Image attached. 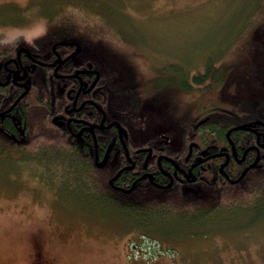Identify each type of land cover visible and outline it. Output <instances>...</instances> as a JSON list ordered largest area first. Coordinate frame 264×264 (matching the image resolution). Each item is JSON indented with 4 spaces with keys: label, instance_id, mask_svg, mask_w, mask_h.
Returning a JSON list of instances; mask_svg holds the SVG:
<instances>
[{
    "label": "rangeland",
    "instance_id": "obj_1",
    "mask_svg": "<svg viewBox=\"0 0 264 264\" xmlns=\"http://www.w3.org/2000/svg\"><path fill=\"white\" fill-rule=\"evenodd\" d=\"M96 18V32L104 36L100 47L90 49L96 57L120 47L138 49L144 65L156 70L176 63L192 75L210 59L240 54L249 62L251 42L264 44V0H0V41L24 38L30 45L54 25L84 40L90 33L79 26ZM158 101L144 113L158 118L156 130L174 129L179 143V126L170 128L175 118ZM4 157L0 264H264V218H223L208 224L205 234L180 240L138 238L125 219L77 196L56 175L55 181L46 177L41 165Z\"/></svg>",
    "mask_w": 264,
    "mask_h": 264
},
{
    "label": "trees",
    "instance_id": "obj_2",
    "mask_svg": "<svg viewBox=\"0 0 264 264\" xmlns=\"http://www.w3.org/2000/svg\"><path fill=\"white\" fill-rule=\"evenodd\" d=\"M79 27V31L90 33L84 38L85 45L89 48L102 45L104 36L96 32L101 28L97 18L92 25ZM62 29V34H68V28ZM95 34H98L97 38H94ZM247 51L249 62L242 60V54L233 59H210L204 69L192 75L176 63L166 65V70L161 66L158 70L155 65L148 67L139 54L127 58L125 52L128 49L125 47L111 52L106 50L113 58L111 64L105 63L103 54L98 55L97 66L113 74V95L118 103L115 107H120L121 111H114L112 115L123 123L129 151L136 161L134 168H127L119 176L117 184L120 187H130L143 172L142 154L138 155L136 150L152 146L146 136L153 128L143 127L139 117L144 98L156 96L168 106L171 118H175L170 128L179 126L177 128L182 135L177 143L181 159L189 152L193 140L198 142L199 147L217 150L227 142V131L232 126L251 125L257 129L264 126V44L253 40ZM53 78L51 74L48 76L49 93L53 91ZM183 95L185 98L181 99ZM170 99L171 104H167ZM49 126L45 142L36 143L37 148L33 151H28L25 145L17 150V154H22L16 158L41 165L46 177L51 176L55 181L52 175H56L60 182L68 183L77 196L95 203L107 214L121 217L123 222L125 219L131 228H135L138 238L148 235L159 241H162L160 238L180 240L205 234L208 224L220 222L223 218H247L249 222L264 218V165L251 170L237 184H231L222 177L219 165L215 163L214 170L207 173L206 179L197 182L175 180L171 187L158 188L145 178L127 193L109 183V179L128 164L116 129H112L109 161L100 167L94 163L91 138L76 143L65 132L53 134L50 122ZM251 135L246 130L232 132L238 145L244 144ZM107 145L108 141L99 140L101 149ZM252 155L254 157L255 154ZM233 165L237 163L228 165L226 170L232 177H237L238 170L230 169ZM57 169L60 173L53 171ZM147 170L154 181L169 183V178L160 171L156 162H151Z\"/></svg>",
    "mask_w": 264,
    "mask_h": 264
},
{
    "label": "flooded vegetation",
    "instance_id": "obj_3",
    "mask_svg": "<svg viewBox=\"0 0 264 264\" xmlns=\"http://www.w3.org/2000/svg\"><path fill=\"white\" fill-rule=\"evenodd\" d=\"M108 9L110 10L109 7ZM62 28L66 29L63 25L50 27L30 45L26 44L24 38L10 42L0 41V156H19L22 153L18 155L17 150L24 148L25 145L28 151L36 149V143L48 139L50 122L53 126L51 130L53 134L65 132L69 134L68 138L71 137L76 143L91 138L94 145V163L100 167H104L109 161L112 129H116L125 154L127 147L131 157L130 160L126 154L128 164L121 169L131 164L133 167L127 168H134L136 161L129 151L124 130L126 147L119 135V124L124 128L123 123L112 115L114 111H121L120 107H115L118 103L113 95V74L102 71L97 66L95 61L98 57L90 51L92 48L85 45L81 37L70 33L62 34ZM132 49L125 52L127 58H133L136 54L141 55L138 49L135 51ZM102 57L106 64L113 62L110 53L106 52ZM108 68L111 71L109 66ZM50 74L54 77L52 81L54 92L51 93L48 91ZM152 99L144 98L139 112L143 127L153 128V131L146 136L152 142V146H143L136 150L137 154H142L140 161L143 172L130 187L124 188L117 184L122 173L117 178H113L121 170L119 169L109 179L110 185L116 189L129 193L132 190L127 191V189L145 178L158 188L171 187L175 180L197 182L199 179H206L207 173L211 169L214 170L216 165H219L218 171L222 177L231 184H237L251 170L264 165V126L257 129L251 125H246L249 126L248 129H237L252 133L244 144L238 145L234 141L232 132L236 130H233L230 136L226 135L227 142L217 150H211L207 146L199 147L198 142L193 140L191 142L193 146H189V152L184 159H181V149L177 146L174 129L168 130L165 127L156 130L152 126L158 118L144 113L146 105L155 104V99L160 100L156 96ZM99 140L108 141V145L101 149ZM144 148L152 150L150 152V149L143 150ZM218 152L222 154L211 157ZM153 161L169 178L168 184H160L153 180L152 174L147 170ZM233 163L237 165H233L230 169L238 170L237 177H232L226 170V167ZM248 166L252 167L245 176L233 183L232 180L240 177ZM143 175L145 177L138 180Z\"/></svg>",
    "mask_w": 264,
    "mask_h": 264
},
{
    "label": "water",
    "instance_id": "obj_4",
    "mask_svg": "<svg viewBox=\"0 0 264 264\" xmlns=\"http://www.w3.org/2000/svg\"><path fill=\"white\" fill-rule=\"evenodd\" d=\"M248 128H249V126H246V125H236V126L232 127L231 129H229L227 135L230 136V133H231V131H233V130H237V129H248ZM119 135H120V137H121V139H122V141H123L124 146L126 147V142H125L124 137H123V128H122V126H121L120 124H119ZM192 146H193V143H191L190 147H192ZM146 149H150V152H151V150H152L151 148H144L143 150H146ZM204 153H206V151H205ZM126 154L128 155L129 159L131 160V157L129 156V152H128L127 147H126ZM221 154H222L221 152H218V153L212 154L211 157H215V156H218V155H221ZM149 157H150V155L147 157V159H148ZM106 158H107V156H106ZM254 165H255V164H254ZM254 165H252V166H254ZM252 166H248V167H246V168L243 170V172L241 173L240 177H238V178L235 179V180H232V182L235 183V182L240 181V180L245 176L246 172H247ZM127 167H133V164H131V165L127 166ZM127 167H124L123 169H121V170L117 173V175L114 176L113 178H114V179L117 178V177L123 172V170H124L125 168H127ZM143 177H145V175H143L142 177H140L138 180L142 179ZM134 186H135V184H134L130 189H127V191H131V190H133ZM158 186L163 187L162 185H158Z\"/></svg>",
    "mask_w": 264,
    "mask_h": 264
}]
</instances>
